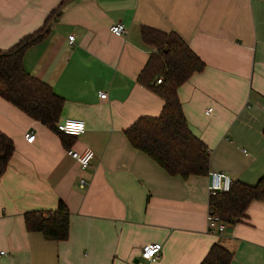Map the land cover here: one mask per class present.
Segmentation results:
<instances>
[{
	"label": "crops",
	"instance_id": "1",
	"mask_svg": "<svg viewBox=\"0 0 264 264\" xmlns=\"http://www.w3.org/2000/svg\"><path fill=\"white\" fill-rule=\"evenodd\" d=\"M58 2L0 0V49L38 29ZM118 22L124 34L109 30ZM141 26L176 32L204 62L177 95L208 148V171L247 184L264 175V0H71L23 65L64 99L59 121L81 119L85 130L62 141L0 96V132L14 146L0 174V264H141L149 242L161 244L150 264H199L214 242L232 253L229 264H264L263 201L211 234L208 175H169L128 142L125 128L163 105L137 79L153 50ZM85 148L94 155L82 168L68 150ZM59 201L69 211L65 240L26 229L25 211Z\"/></svg>",
	"mask_w": 264,
	"mask_h": 264
},
{
	"label": "trees",
	"instance_id": "2",
	"mask_svg": "<svg viewBox=\"0 0 264 264\" xmlns=\"http://www.w3.org/2000/svg\"><path fill=\"white\" fill-rule=\"evenodd\" d=\"M71 0H59L46 15L42 25L24 35L7 49H0V96L15 105L29 117L56 131L62 141L75 135L56 129L64 99L51 87L29 74L23 65L26 49L45 39L52 24L60 17L62 8ZM140 37L152 47L138 81L156 92L163 100L156 116H139L124 130L130 145L153 161L169 175L183 179L191 175H207L209 151L186 123L177 88L194 72L204 68V62L174 31L164 32L141 26ZM152 78L156 82L151 83ZM264 134V128L262 130ZM14 146L12 140L0 132V174L6 169ZM252 201L264 202V175L254 184L232 180L227 191L209 194L207 205L226 223L232 224L244 217L245 209ZM28 231L40 232L44 239L60 241L68 237L69 211L59 201L54 210H29L23 213ZM232 253L214 242L199 264H229Z\"/></svg>",
	"mask_w": 264,
	"mask_h": 264
},
{
	"label": "built area",
	"instance_id": "3",
	"mask_svg": "<svg viewBox=\"0 0 264 264\" xmlns=\"http://www.w3.org/2000/svg\"><path fill=\"white\" fill-rule=\"evenodd\" d=\"M109 30L115 34H124L126 31L125 25L121 22L112 24ZM73 40V34L68 35V42L71 43ZM160 78L156 79V82H160ZM98 96L104 98L106 92L99 91ZM260 108L264 110V100L259 103ZM208 108L207 111H210ZM56 129L64 134L68 135H80L85 130V123L81 119L66 118L56 123ZM25 139L32 141L34 134L31 131L25 133ZM245 152V150H243ZM68 154L75 159L80 167L84 168L89 165L94 153L90 148H85L81 152L76 150H68ZM208 194H214L215 192L227 191L232 183L230 175L223 171H208ZM226 223L220 218L219 215L215 214L210 207L207 208L206 213V228L207 232L211 234H220L224 231ZM161 244L159 242H149L141 246L140 258L143 262L141 264H150L156 261L160 256ZM0 253H3L2 251Z\"/></svg>",
	"mask_w": 264,
	"mask_h": 264
}]
</instances>
